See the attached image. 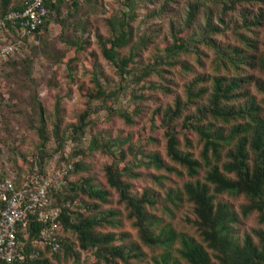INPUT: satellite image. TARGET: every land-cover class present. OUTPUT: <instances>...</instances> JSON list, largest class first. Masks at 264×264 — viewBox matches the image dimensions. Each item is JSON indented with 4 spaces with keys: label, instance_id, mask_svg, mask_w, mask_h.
Returning <instances> with one entry per match:
<instances>
[{
    "label": "trees",
    "instance_id": "trees-1",
    "mask_svg": "<svg viewBox=\"0 0 264 264\" xmlns=\"http://www.w3.org/2000/svg\"><path fill=\"white\" fill-rule=\"evenodd\" d=\"M32 1L0 0V17ZM177 1L44 0L47 14L30 33L20 22L0 31V46L23 51L0 65V152L11 162L0 161L2 179L20 190L29 176L46 174L51 159L70 166L66 183L51 188L60 247L36 241L44 223L29 212L17 224L25 254L18 264H264V0H187L184 26L172 23L165 52L143 64L142 51L162 33L155 19ZM148 17L155 22L142 27ZM93 36L121 80L110 90L94 61L91 83L79 82L111 119L101 131L90 118L99 108L88 104L65 124V96L59 91L49 116L39 90L58 91L60 77L88 68ZM130 75L148 94L120 107ZM97 152L110 158L98 171ZM3 195L11 193L0 194L1 204Z\"/></svg>",
    "mask_w": 264,
    "mask_h": 264
},
{
    "label": "rangeland",
    "instance_id": "rangeland-1",
    "mask_svg": "<svg viewBox=\"0 0 264 264\" xmlns=\"http://www.w3.org/2000/svg\"><path fill=\"white\" fill-rule=\"evenodd\" d=\"M162 1V0H161ZM106 2H113V0H106ZM187 0H179L177 1V3H174L173 5V10L160 17L155 19L156 22L159 21V24L162 27V33L161 35L158 37V39L155 40V44L156 45L155 48H150L148 50L142 51V55L141 57H139V59H141L143 64L149 63L153 60L154 57L161 55L165 52V48L168 46L169 44V39H172L171 36V24L173 23L174 25H176L177 27H183L184 26V18L186 16V12L188 9V6L186 4ZM137 3V2H136ZM139 11L141 13V15L143 16L146 12L145 7L143 6H139ZM150 17H148V20L144 21L142 23V27H148V25L152 22H155V20H149ZM53 25H55V23H53ZM102 32H106L107 31V27L103 26L100 29ZM186 32V31H185ZM55 35L54 31L51 32V36ZM92 41H93V48H92V52H94L93 54H91V60L87 61L89 62L88 64V68L87 65L85 64H80L78 66V68L75 70V73L72 75L71 78H66L65 76L60 77V88H58L59 90L57 91L55 88H47L46 85H42L40 87V97L41 99L45 102V106L47 108L46 113L49 114L53 111L54 108V98L56 95L59 94V91L61 92V95L64 97L65 99H63V104L66 108V115H65V124L67 123H71L73 122L77 115L84 110V108H86L88 106V104L93 108V109H97L99 108L95 113H92L90 118L94 120L95 124H96V128L99 131L106 129V127L111 123V119L107 113V111L105 109L100 108L101 106V100L99 99H90L87 95L82 93V90L79 89L80 88V83L79 82H86L87 84L91 83V79L94 77V72L91 69V63L92 62H96V66L97 69L96 71L98 72V77L100 78V81L102 83H104L103 85L108 86V88L111 89H115L119 86V84L121 83L120 80V76L118 74V69L116 66H114L113 64L109 63L108 61L104 60V58L101 56L99 52V48H100V44L99 41L97 39H95V37H92ZM157 48V49H156ZM159 52H158V51ZM96 52V54H95ZM136 67H135V66ZM134 68L133 70H137L139 69V64L138 62L134 63ZM61 68H64L62 71H65L66 67L65 65H61ZM1 68V66H0ZM44 72V68L42 64H38V67L36 69V75L38 76H42ZM106 77H108L110 79L107 80L105 79ZM131 75L129 76V80L128 81H124V84H126L127 89L121 94L119 101L117 102V104L120 107H127L132 105L133 102V95L132 94H148L147 93V89L145 87H143L141 84H137L135 82H133L130 79ZM159 77L154 74L151 78L150 81L154 82V83H158ZM106 81V83H105ZM152 92H155L159 98L155 97V104H158L161 101V93H157L158 90H156V88L154 90H151ZM71 92V95H69V93ZM8 94H5V97L8 98ZM169 98L168 96H163V99H167ZM116 123L115 126L117 128H119L121 126V120L120 119H115ZM2 123V115L0 114V124ZM148 124H156L157 123V119L151 120ZM135 126L134 128L140 129L143 125ZM151 126V125H150ZM118 131L116 130V133ZM27 136L29 137H33L36 138V136H34L32 133H30L29 131L27 132ZM92 133L90 132V130L87 131V133L81 138V141L84 144H87L89 142V140L92 137ZM0 135H4V133H1ZM10 144L13 143V139H10ZM51 145L53 146L55 144V141L52 140ZM0 146H2V142H0ZM23 147V150L26 152H30L33 150L32 146L27 143L25 144ZM74 147V144L71 142H68L67 146H66V150L67 152L71 151ZM2 148H4V146H2ZM6 150L0 152V161L1 163L5 164V165H10V161L8 160V155L7 153H5ZM17 154V153H16ZM30 158V157H29ZM77 159V158H76ZM110 158L108 155H103L99 152L96 153L95 158L93 160L94 162V166H95V170L98 171L104 162L108 161ZM21 162H23V160H21ZM49 170L53 169V168H57L60 167L57 159H51L49 161ZM57 166V167H56ZM137 166L141 167L142 164H138ZM144 167V166H143ZM142 168V167H141ZM16 170H12V175H15Z\"/></svg>",
    "mask_w": 264,
    "mask_h": 264
},
{
    "label": "built area",
    "instance_id": "built-area-1",
    "mask_svg": "<svg viewBox=\"0 0 264 264\" xmlns=\"http://www.w3.org/2000/svg\"><path fill=\"white\" fill-rule=\"evenodd\" d=\"M46 14L44 0H33L24 10L10 11L0 17V31H4L9 22H20L22 31L30 33L43 21ZM22 52L21 47L15 43L0 46V65L12 54ZM69 170L70 166L53 168L46 174H33L20 190H15L13 181L3 180L0 174V194L11 193L9 196L3 195L5 202L0 203V261L5 264H18L24 260L25 254L20 251L17 238V224L23 221L29 212L37 214L38 220L44 223L36 241L50 244L54 250L60 247L56 231L61 208L55 204L51 188L57 189L64 185Z\"/></svg>",
    "mask_w": 264,
    "mask_h": 264
}]
</instances>
